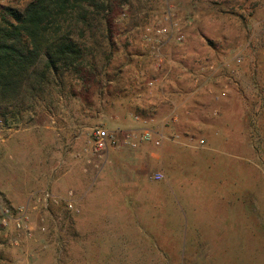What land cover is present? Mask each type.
Wrapping results in <instances>:
<instances>
[{
    "label": "rangeland",
    "instance_id": "374dc122",
    "mask_svg": "<svg viewBox=\"0 0 264 264\" xmlns=\"http://www.w3.org/2000/svg\"><path fill=\"white\" fill-rule=\"evenodd\" d=\"M114 5L85 34L90 79L0 122V199L26 226L0 225V264H264V0ZM144 126L171 141L91 147Z\"/></svg>",
    "mask_w": 264,
    "mask_h": 264
},
{
    "label": "trees",
    "instance_id": "16d2710c",
    "mask_svg": "<svg viewBox=\"0 0 264 264\" xmlns=\"http://www.w3.org/2000/svg\"><path fill=\"white\" fill-rule=\"evenodd\" d=\"M114 2L30 0L20 9L0 6L2 125H16L67 79L80 85L90 79L95 48L85 42V34L94 22H107Z\"/></svg>",
    "mask_w": 264,
    "mask_h": 264
},
{
    "label": "built area",
    "instance_id": "2783aa9c",
    "mask_svg": "<svg viewBox=\"0 0 264 264\" xmlns=\"http://www.w3.org/2000/svg\"><path fill=\"white\" fill-rule=\"evenodd\" d=\"M212 69L210 65L208 67ZM146 124V121H142ZM162 135L144 126L139 129H128V130H113L108 131L101 128H94L91 138V147L95 151H104L108 148L115 147L117 145L126 146L129 148H135L140 143H150L154 146H159L162 143ZM202 140L198 141V144H202ZM163 178L160 172H156L151 176L153 181H159ZM43 201H52L56 203V198H54L49 193L45 192L42 195ZM24 211L21 207L12 208L6 205L0 199V225L7 227L11 224L17 231L26 229L23 224Z\"/></svg>",
    "mask_w": 264,
    "mask_h": 264
},
{
    "label": "crops",
    "instance_id": "0c3cea01",
    "mask_svg": "<svg viewBox=\"0 0 264 264\" xmlns=\"http://www.w3.org/2000/svg\"><path fill=\"white\" fill-rule=\"evenodd\" d=\"M172 97H174V96L171 94V99H172ZM171 99H170V100H171ZM174 106H175V108H174L173 110H175V111L177 110V111H178V109H179L178 104H177V105L175 104ZM173 110H170V113H169V114H172V112H174ZM225 114H226V113H225ZM226 115H227V114H226ZM173 119L176 120V117H173ZM225 120H226V119H225ZM226 122H227V121H226ZM161 135H162V138H163V139L166 138L167 141H171V138H169L168 136H166V135H164V134H162V133H161ZM164 137H165V138H164ZM224 137H225V138L222 137L221 139H220V138H219V139H214V141H213L214 144H217V145H218V144H221V143H223L224 141H228V140H229L228 138H230V137H229V134L226 135V136H224ZM172 140H173V139H172ZM173 141H174V140H173ZM165 149H166V148H165ZM165 149L162 148L163 152L166 151ZM163 152H162V153H163Z\"/></svg>",
    "mask_w": 264,
    "mask_h": 264
}]
</instances>
